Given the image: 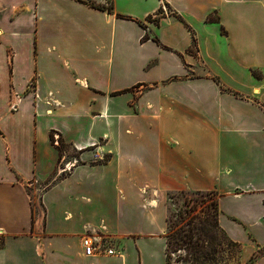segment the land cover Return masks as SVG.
Listing matches in <instances>:
<instances>
[{
    "label": "crops",
    "instance_id": "1",
    "mask_svg": "<svg viewBox=\"0 0 264 264\" xmlns=\"http://www.w3.org/2000/svg\"><path fill=\"white\" fill-rule=\"evenodd\" d=\"M80 1L0 0V264H167L178 191L264 264V0ZM52 132L84 164L57 173Z\"/></svg>",
    "mask_w": 264,
    "mask_h": 264
},
{
    "label": "rangeland",
    "instance_id": "2",
    "mask_svg": "<svg viewBox=\"0 0 264 264\" xmlns=\"http://www.w3.org/2000/svg\"><path fill=\"white\" fill-rule=\"evenodd\" d=\"M93 152L89 151V158L84 162L93 164L91 158ZM205 193L178 191L168 193L166 196L167 217L169 216L173 223L179 222L181 217L184 218L173 231L181 227L188 229V224L191 227H201L203 230L200 240H197V255L189 249L170 252V264H240L238 245L230 242L216 223L218 207L214 206V201L217 200V194ZM39 195L40 190L32 193L36 215L41 211ZM194 217L196 220H192ZM157 224L159 226L161 220H157Z\"/></svg>",
    "mask_w": 264,
    "mask_h": 264
},
{
    "label": "built area",
    "instance_id": "3",
    "mask_svg": "<svg viewBox=\"0 0 264 264\" xmlns=\"http://www.w3.org/2000/svg\"><path fill=\"white\" fill-rule=\"evenodd\" d=\"M113 0H107V2H112ZM164 11L166 9L164 8ZM19 97H16V100H18ZM10 108L12 110L16 109V104L13 103ZM50 141L52 146L57 148L59 150V162H58V168H57V173L64 175L68 174L72 171V169L75 166L83 164V161L80 159V154L82 153L83 150L80 148H77L75 146H66L61 142V138L57 132H52ZM64 146V147H63ZM93 148V147H92ZM91 151H94L91 153V158L93 159L92 163H100L105 160L106 155L96 152L94 149H91ZM79 153L78 157L77 155H72V154H77ZM82 247L84 249V255L88 257L92 256H117L120 253L111 247L108 244V241L101 237H96V238H84L82 240Z\"/></svg>",
    "mask_w": 264,
    "mask_h": 264
},
{
    "label": "trees",
    "instance_id": "4",
    "mask_svg": "<svg viewBox=\"0 0 264 264\" xmlns=\"http://www.w3.org/2000/svg\"><path fill=\"white\" fill-rule=\"evenodd\" d=\"M80 2L89 5L93 9L104 11L108 14H111L113 12V7H112V4L110 2L107 3L106 5L96 4L92 1H80ZM117 17L123 18V19H129L128 17H123L120 15H117ZM147 22L157 23L156 17H151V16L148 17ZM143 40H147V36H145L143 38ZM192 43H193V45H195V39L193 36H192ZM254 74L256 76H259L255 72H254ZM50 137H51V134H50ZM61 142H62V139H61ZM72 155H77V154H72ZM106 160H107V158L105 157V160L103 162H100V163H104ZM206 193H212V192H206ZM181 194H184V192H181ZM214 206L218 207L217 206V200L214 201ZM31 210H32V214H34V204L33 203L31 204ZM183 219L184 218L181 217V220H179V222L173 223L172 219L169 216L166 217L165 239H166V261H167V264H170L169 263V259H170L169 253L170 252H178L180 250L189 249V250L193 251V253L195 255H197V253H198V250H197L198 242H197V240H200V236L202 235V232H203L201 227H198V228H196L194 226L191 227L190 224H188L189 225L188 229H184L181 227V228H177L175 231H173L178 226V224L183 221ZM193 219L196 220V217L192 218V220ZM216 223H217V221H216ZM194 237H196V239H194Z\"/></svg>",
    "mask_w": 264,
    "mask_h": 264
}]
</instances>
